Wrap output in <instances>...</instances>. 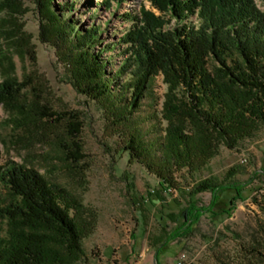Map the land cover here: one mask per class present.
Wrapping results in <instances>:
<instances>
[{
    "label": "trees",
    "instance_id": "16d2710c",
    "mask_svg": "<svg viewBox=\"0 0 264 264\" xmlns=\"http://www.w3.org/2000/svg\"><path fill=\"white\" fill-rule=\"evenodd\" d=\"M23 1L0 0V13L13 18L20 13L18 3ZM33 1L39 9L43 41L62 52L72 68L75 85L105 103L114 119L129 121L158 75L168 85L163 113L167 126L158 147L151 150L138 134L124 147L130 158L158 177L160 188H175L188 196L187 205L177 216L182 221L149 236L160 264L161 250L192 236L203 216L214 220L222 215L214 210L215 201L198 206V194L210 191L217 198V192L232 190L235 195L230 204L245 200L248 183L233 180L240 173L237 168L221 181L208 178L197 182L188 192L176 178L183 171L193 175L201 171L217 155L221 143L234 146L252 136L259 122H264V11L255 0H149L151 9L142 5L138 12L123 15L125 21H132L119 39L127 55L114 72H107L109 60L101 56L105 49L114 47L95 52L96 44L101 43L100 26L82 30L67 16L73 1ZM125 1L104 0V4L110 7L112 2L121 5ZM0 30L13 40L12 29L1 26ZM26 86L15 78H4L0 81V103L15 100ZM20 113L28 121L36 114L25 106ZM37 114L59 119V112L50 107ZM76 117L71 115L73 120L67 127L79 154L83 123ZM259 171L264 174V163ZM0 182L15 200L0 207V217L10 223L6 235L0 236V264H51L48 245L52 237L45 229L57 232L68 252L81 250L77 204L65 189L52 185L34 167L16 161L0 164ZM256 203L264 212V201L256 198ZM230 209L223 212L229 214ZM258 233L239 247L238 259L245 264L264 261V221L259 223Z\"/></svg>",
    "mask_w": 264,
    "mask_h": 264
},
{
    "label": "rangeland",
    "instance_id": "374dc122",
    "mask_svg": "<svg viewBox=\"0 0 264 264\" xmlns=\"http://www.w3.org/2000/svg\"><path fill=\"white\" fill-rule=\"evenodd\" d=\"M65 1H73V10L67 16L82 30L100 26L101 43L96 44V53L103 47H114L105 49L101 56L109 60L107 72H114L127 55L119 39L132 21H125L123 15L138 12L142 5L152 8L149 0H126L121 5L112 2L110 7L104 0H54L55 4ZM255 3L264 11V0ZM18 5L20 13L13 18L0 13V29L4 26L14 32L13 40L0 34V81L15 78L27 86L15 100L0 103V164L16 161L34 167L52 185L65 189L77 204L75 216L81 226L82 248L68 252L63 238L45 229L52 237L48 245L51 264H136L132 249L141 248L146 256L142 264H157L149 236L182 221L177 216L187 205L188 196L175 188H160L158 177L130 158L124 147L133 134H138L151 150L158 147L167 126L163 119L167 83L162 75L155 77L129 121L114 119L105 103L75 85L72 68L62 52L43 41L36 2L25 0ZM24 106L36 112L29 121L21 117ZM44 107L59 112V119L39 116ZM71 115L83 123L79 154L67 127L73 120ZM263 163L264 122H259L252 136L238 140L234 146L221 143L217 155L201 171L177 174L176 180L187 192L205 179L223 180L234 168L240 173L233 180L248 184L245 200H235L234 205L230 204L235 195L232 190L217 192V198L210 191L198 194V206L215 201L214 210L222 215L214 220L203 216L192 236L161 250L160 264H176L182 253L187 263L245 264L238 259L239 247L251 242L253 235H260L259 223L264 221L263 209L256 203V198L264 201V174L259 173ZM14 201L10 190L0 182V207ZM224 209H230L229 214ZM9 228V221L0 217V236H5Z\"/></svg>",
    "mask_w": 264,
    "mask_h": 264
},
{
    "label": "crops",
    "instance_id": "0c3cea01",
    "mask_svg": "<svg viewBox=\"0 0 264 264\" xmlns=\"http://www.w3.org/2000/svg\"><path fill=\"white\" fill-rule=\"evenodd\" d=\"M132 253L135 254L136 257V264H142L146 259L144 248H141V250L132 249Z\"/></svg>",
    "mask_w": 264,
    "mask_h": 264
},
{
    "label": "built area",
    "instance_id": "2783aa9c",
    "mask_svg": "<svg viewBox=\"0 0 264 264\" xmlns=\"http://www.w3.org/2000/svg\"><path fill=\"white\" fill-rule=\"evenodd\" d=\"M170 190H171V189H170ZM185 261H186V255H185L184 253H182V254L178 257V259H177V261H176V264H184Z\"/></svg>",
    "mask_w": 264,
    "mask_h": 264
}]
</instances>
